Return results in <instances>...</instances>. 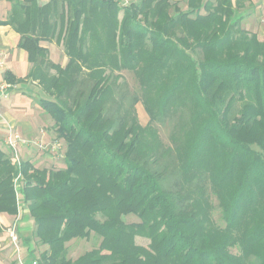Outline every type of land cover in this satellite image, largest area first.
Returning <instances> with one entry per match:
<instances>
[{
	"label": "trees",
	"instance_id": "obj_1",
	"mask_svg": "<svg viewBox=\"0 0 264 264\" xmlns=\"http://www.w3.org/2000/svg\"><path fill=\"white\" fill-rule=\"evenodd\" d=\"M12 2L6 22L31 64L25 79L43 94L32 99L65 145L62 167L21 161L42 264H264V40L242 27L251 1ZM50 41L64 66L40 44ZM122 71L140 88L127 107ZM154 122H171V146ZM17 174L0 150V213H18ZM128 214L140 223H125ZM91 233L97 248L67 258L65 244Z\"/></svg>",
	"mask_w": 264,
	"mask_h": 264
},
{
	"label": "crops",
	"instance_id": "obj_2",
	"mask_svg": "<svg viewBox=\"0 0 264 264\" xmlns=\"http://www.w3.org/2000/svg\"><path fill=\"white\" fill-rule=\"evenodd\" d=\"M40 5L46 4L49 0H38ZM177 3L182 9L186 10L188 0H170ZM213 1V0H211ZM252 10L246 18L252 19L257 23L260 19L264 20V0H250ZM13 7L12 0H0V54L4 58V68L0 72V79L13 86L0 95V150L8 154L4 144V137L8 131L17 133L26 139H37L47 143L57 140L51 137L53 121L45 114L33 101V96H41L35 82L26 80L31 64L27 60V53L17 47L19 34L7 24L8 17ZM261 17V18H260ZM253 23V24H254ZM255 33V31H253ZM49 52V58L54 63L61 66L65 65L67 58L63 53L61 45L55 41L40 42ZM7 78L20 79V82H8ZM35 147H20L21 161H28L31 164H51L58 160V156L37 153ZM16 216L0 213V264H12V246L9 242L6 228L15 224L20 239L21 254L25 260L38 257L39 252L33 237V220L28 214L25 204L18 218ZM5 228V229H4ZM41 249L47 246H40ZM44 250V249H42ZM16 263V262H15Z\"/></svg>",
	"mask_w": 264,
	"mask_h": 264
},
{
	"label": "rangeland",
	"instance_id": "obj_3",
	"mask_svg": "<svg viewBox=\"0 0 264 264\" xmlns=\"http://www.w3.org/2000/svg\"><path fill=\"white\" fill-rule=\"evenodd\" d=\"M131 1L137 2L138 0H127V4L130 3ZM253 23L254 22H252L251 18L248 20L244 19V21L242 22V27L244 29H247L250 32L255 31V33L258 36V39L260 41H263L264 40V20H263V17H262V20L260 19V21H258L257 23H254V24ZM51 62H53V61L51 60ZM120 74L122 75L123 82L126 85V86H124L122 92L123 93L125 92L124 93L125 94V105L127 107L128 106V99L130 97L140 95V88H139V85H138L133 73L127 72V71H122V72H120ZM133 112L137 118L138 123L141 126H146L148 124L149 115L147 114L142 102H138L137 104H135ZM170 124H171V122L170 123L167 122V123H163V124L158 123V122L153 123V126L157 129L160 141L162 142V145H164L165 147L171 146V142L169 140V134L171 131L170 130ZM50 134H51L50 138L55 137V133H54L53 129H52V132ZM55 141H57V140H55ZM58 142H60V141H58ZM61 142H62V140H61ZM64 150H65V145L62 142V148H60V151H59L60 155L58 156V160H56L55 163H51L50 166L52 165V167H54V168L62 167V161L61 160H63V158L61 156H62V153L64 152ZM42 156H44V154ZM44 166L45 165H39V164L34 165V167H36V168H44ZM14 180H15V178L13 179V183H14ZM20 184L22 185V180H21ZM14 192H15V188H14ZM206 195L208 197V202H210V204H211L210 217H211L212 223L219 228H223L225 226V222L223 220L221 209L218 205V200H217L215 194L212 192L211 189L208 188ZM15 197H16V200H17V198L22 199L20 192H18V195L15 192ZM123 220L127 224H139L140 223L139 218L134 214H128L126 216H123ZM100 240H101L100 237H98L97 235H94L93 233H91V235L87 239H73V240H71L70 242L65 244L66 252H67V258H69L71 260H75L76 258L81 256L85 252L90 251L93 248H97ZM135 242H136V244L145 247L149 243V240L144 238V237L137 236V237H135ZM35 245L37 247V251L39 252V254L47 249V247H46V249L42 248V249H44V250H42L40 247L41 245L38 244L37 240L35 241ZM231 249H232L231 252H233V253L237 252L236 248H231ZM14 254L15 253H14V250L12 248V255H13V260H12L13 263L12 264H17V262L15 261L16 257ZM20 254H21V252H20ZM39 254H38V257H36L38 259H39ZM21 256H22V254H21Z\"/></svg>",
	"mask_w": 264,
	"mask_h": 264
},
{
	"label": "built area",
	"instance_id": "obj_4",
	"mask_svg": "<svg viewBox=\"0 0 264 264\" xmlns=\"http://www.w3.org/2000/svg\"><path fill=\"white\" fill-rule=\"evenodd\" d=\"M118 4L121 7H124L127 5V0H118ZM4 68V58L3 55L0 54V72ZM13 86L10 84L6 83L5 81L0 79V95H5V92L10 90ZM4 144L7 149V152L9 154V158L11 162L14 164L16 167L18 174L15 177L14 180V188L15 192L18 195L19 189H20V183L22 180V176L20 174L21 170V157H20V147L21 146H26V147H35L39 151H50L55 154L59 153L61 145L60 142L55 141L52 143H47L41 140L37 139H26L20 136L17 133H13L11 131H8L4 137ZM22 205L23 201L21 198H17V208H18V213L16 215V219L18 220L21 211H22ZM7 236L9 239V242L14 250V255L16 257L15 261L17 264H42V262L38 258H31L30 260H25L23 256H21V247H20V239L18 236V232L16 229V225L13 224L9 227L6 228Z\"/></svg>",
	"mask_w": 264,
	"mask_h": 264
}]
</instances>
